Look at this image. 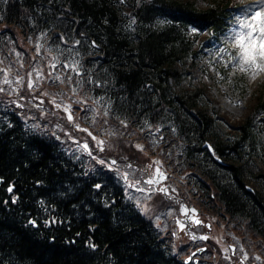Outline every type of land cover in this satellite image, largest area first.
Masks as SVG:
<instances>
[{
    "label": "trees",
    "instance_id": "16d2710c",
    "mask_svg": "<svg viewBox=\"0 0 264 264\" xmlns=\"http://www.w3.org/2000/svg\"><path fill=\"white\" fill-rule=\"evenodd\" d=\"M238 4L0 0V46L12 42L24 51L8 37L40 33L64 41L79 53L84 87L106 101L116 124L172 127L163 142L175 151L174 166L188 169L198 203L216 204L264 239V140L257 123L264 95L228 120L204 84L191 80L197 33L221 32ZM60 141L27 123L18 108L0 105V264H184L125 199L114 171L83 167Z\"/></svg>",
    "mask_w": 264,
    "mask_h": 264
},
{
    "label": "rangeland",
    "instance_id": "374dc122",
    "mask_svg": "<svg viewBox=\"0 0 264 264\" xmlns=\"http://www.w3.org/2000/svg\"><path fill=\"white\" fill-rule=\"evenodd\" d=\"M237 1L238 6L221 32L197 33L192 57V83L204 84L211 102L228 120L241 117L258 93L264 95V71L255 78L251 71H240L232 59L239 48L231 39L240 13L252 9L264 11V0ZM20 38L8 37V42L17 39L24 51L12 42L0 46L1 106H14L22 111L27 123L53 132L65 151L74 160L82 161L83 167L98 164L114 171L125 199L148 218L167 249L178 259L185 257L194 245L205 244L204 250L194 252L196 262L190 259L188 264H264V239L246 230L243 219H231L215 203L211 207L198 203V191L188 181L191 177L188 169L174 166L175 151L171 154L163 142L172 127L146 123L144 130L130 127L126 121L116 124L109 116L106 101L84 87V72L76 50L64 47V41L49 38L48 33ZM258 118V131L264 140V113ZM85 144L87 149L83 147ZM134 153L138 159L128 157ZM154 163L166 172V195L142 179V165ZM167 195L194 202L199 217L210 223L209 242H191L175 229L176 202Z\"/></svg>",
    "mask_w": 264,
    "mask_h": 264
},
{
    "label": "snow or ice",
    "instance_id": "6c2138e0",
    "mask_svg": "<svg viewBox=\"0 0 264 264\" xmlns=\"http://www.w3.org/2000/svg\"><path fill=\"white\" fill-rule=\"evenodd\" d=\"M231 39L234 46L239 48V52L232 59L236 60L240 71H251L253 78L264 71V11L256 9L242 11L237 17V27L232 30ZM69 119H72L71 115ZM83 147L87 149L88 145L85 144ZM148 183L152 181L149 180Z\"/></svg>",
    "mask_w": 264,
    "mask_h": 264
},
{
    "label": "flooded vegetation",
    "instance_id": "af4514ba",
    "mask_svg": "<svg viewBox=\"0 0 264 264\" xmlns=\"http://www.w3.org/2000/svg\"><path fill=\"white\" fill-rule=\"evenodd\" d=\"M151 167V168H150ZM142 179L147 182V180L152 176V166H149V164L142 165ZM151 185V184H149ZM154 188V187H153ZM156 189V188H154ZM168 192V191H167ZM168 198L174 200L175 203V209H176V214L173 216L174 219V224H175V229L183 234L189 241H198V240H203L205 242H209V236H208V231L210 230V223L209 221L202 220L199 217V208H197L196 211H189L186 208V213H180L179 211V201L180 197L174 196V195H167ZM185 202V201H184ZM186 205L192 204L191 202H185ZM194 204V203H193ZM192 204V205H193ZM194 206V205H193ZM196 207V206H195ZM199 221V223L197 222ZM174 231L172 232V234ZM199 252L204 250L206 248L205 244H198L194 245L193 248L188 252V254L195 249L196 247H201ZM232 250V248L230 249ZM187 254V255H188ZM194 253H192L187 261H183L184 257L181 259V261L185 264H188L187 262L191 259L192 262H196V260H193Z\"/></svg>",
    "mask_w": 264,
    "mask_h": 264
},
{
    "label": "water",
    "instance_id": "95a60500",
    "mask_svg": "<svg viewBox=\"0 0 264 264\" xmlns=\"http://www.w3.org/2000/svg\"><path fill=\"white\" fill-rule=\"evenodd\" d=\"M202 146H206V148L208 149V151L210 153L213 152V149H212L211 145L208 143V141L205 140L202 143ZM214 157H215L216 160L222 162L221 159L218 156L214 155ZM165 179H166V172L164 170H162L156 163H154L152 165V176L147 180V183H148L149 180H151L152 183H148V184H151L152 187H154V188L158 187L164 194H166L167 193V187H166ZM0 181H2L1 177H0ZM247 187L250 188L249 186H247ZM9 188H10V186H7V189H9ZM186 208H187V210L189 209V211L190 210L191 211H196L197 210V208L194 207L192 204L186 205L185 202L182 199H180V201H179V211H180V213H186ZM29 221L34 224V222L31 219H29ZM201 248H202V246L201 247H196L195 249H193L188 255H186L184 257L183 261L184 262L187 261L189 256L192 253L199 252ZM195 259H196V257H193L194 261H195Z\"/></svg>",
    "mask_w": 264,
    "mask_h": 264
}]
</instances>
